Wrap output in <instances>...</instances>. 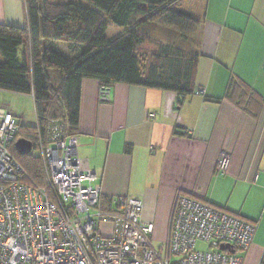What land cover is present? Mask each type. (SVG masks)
Segmentation results:
<instances>
[{
    "label": "crops",
    "instance_id": "1",
    "mask_svg": "<svg viewBox=\"0 0 264 264\" xmlns=\"http://www.w3.org/2000/svg\"><path fill=\"white\" fill-rule=\"evenodd\" d=\"M172 7L199 22L196 35L182 38L151 23L142 46L147 53L170 45L186 58L198 54L193 93L177 107L174 92L116 83L109 102L100 103L99 82L83 78L78 153L97 174L104 200L142 199V220L154 224L159 251L181 193L255 224L248 249L232 253L241 264H258L264 249V0H180ZM0 24L25 26V0H0ZM6 93L0 90V101ZM221 150L230 154L225 174L215 170ZM101 230L108 235L110 225Z\"/></svg>",
    "mask_w": 264,
    "mask_h": 264
},
{
    "label": "built area",
    "instance_id": "2",
    "mask_svg": "<svg viewBox=\"0 0 264 264\" xmlns=\"http://www.w3.org/2000/svg\"><path fill=\"white\" fill-rule=\"evenodd\" d=\"M109 100L110 87L100 86L98 101ZM21 126L10 110L0 109V264H241L220 245L247 250L255 224L176 193L161 252L152 241L154 224L142 220L139 196L103 199L97 174L78 153L77 133L59 120L43 132L34 124L29 155L42 159L38 180L9 151ZM229 162V152L221 150L215 170L225 174ZM105 223L108 235L101 230ZM197 241L213 249L197 250ZM258 264H264V249Z\"/></svg>",
    "mask_w": 264,
    "mask_h": 264
},
{
    "label": "trees",
    "instance_id": "3",
    "mask_svg": "<svg viewBox=\"0 0 264 264\" xmlns=\"http://www.w3.org/2000/svg\"><path fill=\"white\" fill-rule=\"evenodd\" d=\"M178 1L25 0V26L0 24V90L31 95L42 132L52 120H59L68 133H77L83 78L96 79L105 87L123 83L171 91L178 107L193 93L198 54L186 58L175 46L151 48L141 69L137 53L149 37L147 24L171 28L182 38L196 35L199 22L174 9ZM109 23L123 31L107 37ZM69 25L73 28L67 35ZM62 36L71 38L67 51L56 48L55 41ZM51 94L61 103L60 114L50 102ZM26 128L20 132L35 145L36 135ZM9 149L18 154L13 143ZM26 165L23 168L34 178Z\"/></svg>",
    "mask_w": 264,
    "mask_h": 264
},
{
    "label": "rangeland",
    "instance_id": "4",
    "mask_svg": "<svg viewBox=\"0 0 264 264\" xmlns=\"http://www.w3.org/2000/svg\"><path fill=\"white\" fill-rule=\"evenodd\" d=\"M48 1L55 3V2H66L68 0H48ZM72 28H73L72 25H69L67 27V29L65 30L67 35L70 34L68 32H70V30ZM171 30H173V29H171ZM121 31H123V29H121V27H117L114 24L109 23L105 34L107 37H113V36H116ZM62 37L64 39H61V41H55L56 42L55 43L56 48L58 50H61V51H67L66 50L67 44H68L67 42L71 38H70V36H62ZM137 53H138V57H139L140 68L143 69L144 65L146 64V61L148 60L147 52L144 50V47H143V49H141L140 52H139V49H137ZM1 98H2V100L0 101V106L2 108L10 110L12 112V114L15 115L18 119L21 118L20 116H23V118H21L22 123H24L25 120L30 122V123H34V124L38 123L37 121H34V119L36 117L35 110H34V102L30 96H28L27 94L25 95V94H21V93L8 91V93L4 94ZM50 99H51L50 102L58 109L57 111L60 114L62 112V109H63L60 101L56 98V96L54 94H51ZM2 108H0V109H2ZM34 124H32V125H27V123H26V125L22 124L23 126H21L20 130H22V128H24V127H28L24 131L28 132V130H29V132H33V134L35 136L37 133H36ZM29 128H31V129H29ZM19 138H24V139L29 140L28 138L23 136L21 132L18 133L15 140H17ZM14 146H15V142H14ZM32 146H34V145L32 144ZM9 151H10V149H9ZM10 153L12 154L11 151H10ZM25 156L26 155H21L19 153L15 156L13 155V157L15 158V161L18 162L19 164L25 165V163L27 162L26 169L33 175L34 178H36L38 180L43 178V175L41 173L42 159H41L40 155L35 154L34 156H31L28 153L27 154L28 157H25ZM153 242L157 247L162 248L163 244H160L159 241L155 240ZM195 249H197V250H210L213 248L210 247L205 242L197 241L195 243Z\"/></svg>",
    "mask_w": 264,
    "mask_h": 264
},
{
    "label": "water",
    "instance_id": "5",
    "mask_svg": "<svg viewBox=\"0 0 264 264\" xmlns=\"http://www.w3.org/2000/svg\"><path fill=\"white\" fill-rule=\"evenodd\" d=\"M15 148L21 155H27L32 148V143L24 138H19L15 141ZM227 248L230 252H233L230 245H220V249Z\"/></svg>",
    "mask_w": 264,
    "mask_h": 264
},
{
    "label": "clouds",
    "instance_id": "6",
    "mask_svg": "<svg viewBox=\"0 0 264 264\" xmlns=\"http://www.w3.org/2000/svg\"><path fill=\"white\" fill-rule=\"evenodd\" d=\"M100 87V86H99Z\"/></svg>",
    "mask_w": 264,
    "mask_h": 264
}]
</instances>
